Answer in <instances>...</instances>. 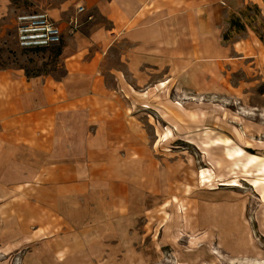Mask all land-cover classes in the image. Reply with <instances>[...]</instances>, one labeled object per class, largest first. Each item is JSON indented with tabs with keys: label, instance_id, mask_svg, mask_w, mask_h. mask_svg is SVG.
<instances>
[{
	"label": "rangeland",
	"instance_id": "1",
	"mask_svg": "<svg viewBox=\"0 0 264 264\" xmlns=\"http://www.w3.org/2000/svg\"><path fill=\"white\" fill-rule=\"evenodd\" d=\"M52 2L0 0V71H17L13 80H59L88 47L80 34L108 25L75 0L61 18L38 7ZM225 2L197 54L173 31L169 57L144 63L112 41L100 79L116 94L75 102L109 96L122 110L74 109L66 125L44 127L41 156L22 148L25 127L0 126V264H264V12ZM36 12L62 25L58 45L18 46L16 17Z\"/></svg>",
	"mask_w": 264,
	"mask_h": 264
},
{
	"label": "crops",
	"instance_id": "2",
	"mask_svg": "<svg viewBox=\"0 0 264 264\" xmlns=\"http://www.w3.org/2000/svg\"><path fill=\"white\" fill-rule=\"evenodd\" d=\"M71 1L54 0L49 5L38 7L46 10L53 18H61L63 10L68 9L72 4ZM75 1L78 6L83 7V12H88L90 9L96 11L108 25L92 28L88 34L81 33L82 37L80 38V35H75L82 43L88 44V47L86 51L65 59L66 70L59 80L54 81L46 75H42V77L38 74L27 76L19 72L18 80H13L12 77H15L17 71H0L2 72L0 73V126L25 127L20 128L17 133L20 137L24 134L25 140H23L22 148L28 157H31L34 151L38 152L37 156L42 155L43 148L46 151L48 146L44 141L48 135H43L44 127L66 125L74 109L122 110V104L114 102L109 96L106 101L94 102L91 103L92 105H86L87 107L82 106L85 102L79 105L75 102V99H81L86 95L90 96L92 102L96 96L103 95L101 97L103 98L107 94H116L117 89L107 87L100 79V64L106 59V57L103 58V52L112 41L115 45L123 43L124 40L131 43L132 51H141L142 57L137 62L144 63L147 62L146 55L148 53L158 54L160 50L163 55L166 53L169 57L173 31L178 38L189 36L194 39L190 42H193L194 52L197 54L196 40L201 41L206 37L202 34L203 28H207L212 23L211 9L216 6L219 0ZM224 2L229 7L233 6L230 8L231 13L237 14L242 11L245 15L246 7L251 5L264 12V0H224ZM58 24L63 34L62 25ZM195 26L199 27L198 32H187L188 28L191 29ZM89 46L90 48L99 47L100 51L92 52L86 57ZM133 54L137 55L138 53ZM155 56L151 55L150 57L155 60ZM168 57H162L161 61L169 62ZM115 73L116 78L121 79L118 71ZM109 116L112 118L114 115L110 114ZM57 142L58 137L54 136V143ZM69 170H74V167L71 168L67 165L66 171ZM263 170L264 166L261 168V172ZM112 212V210H108L109 214ZM227 219L233 223L232 218ZM232 235L234 237L232 240H234L236 235L234 232ZM232 244L233 247H240L234 241ZM241 249L243 255L250 253L245 243Z\"/></svg>",
	"mask_w": 264,
	"mask_h": 264
},
{
	"label": "built area",
	"instance_id": "3",
	"mask_svg": "<svg viewBox=\"0 0 264 264\" xmlns=\"http://www.w3.org/2000/svg\"><path fill=\"white\" fill-rule=\"evenodd\" d=\"M15 35L21 48H48L60 43L62 29L45 13H25L16 17Z\"/></svg>",
	"mask_w": 264,
	"mask_h": 264
},
{
	"label": "bare ground",
	"instance_id": "4",
	"mask_svg": "<svg viewBox=\"0 0 264 264\" xmlns=\"http://www.w3.org/2000/svg\"><path fill=\"white\" fill-rule=\"evenodd\" d=\"M230 157V156H229ZM255 155H249L248 157H246L245 160V164L243 165V167H247L249 166L253 161H255ZM202 177V176H201ZM234 185V184H233Z\"/></svg>",
	"mask_w": 264,
	"mask_h": 264
},
{
	"label": "trees",
	"instance_id": "5",
	"mask_svg": "<svg viewBox=\"0 0 264 264\" xmlns=\"http://www.w3.org/2000/svg\"><path fill=\"white\" fill-rule=\"evenodd\" d=\"M59 51H60V47L57 49V52L59 53ZM27 75V74H26ZM27 76H30V75H27Z\"/></svg>",
	"mask_w": 264,
	"mask_h": 264
}]
</instances>
